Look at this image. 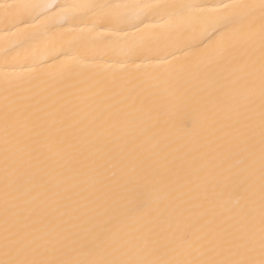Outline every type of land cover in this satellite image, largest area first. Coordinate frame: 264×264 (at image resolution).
Listing matches in <instances>:
<instances>
[{
  "label": "snow or ice",
  "instance_id": "1",
  "mask_svg": "<svg viewBox=\"0 0 264 264\" xmlns=\"http://www.w3.org/2000/svg\"><path fill=\"white\" fill-rule=\"evenodd\" d=\"M81 16L166 53L163 77L85 86L71 39L26 82L7 71ZM0 24L21 37L0 81V264H264V0H0Z\"/></svg>",
  "mask_w": 264,
  "mask_h": 264
},
{
  "label": "bare ground",
  "instance_id": "2",
  "mask_svg": "<svg viewBox=\"0 0 264 264\" xmlns=\"http://www.w3.org/2000/svg\"><path fill=\"white\" fill-rule=\"evenodd\" d=\"M13 2V0H8ZM19 2H32L40 4H66V3H119V4H182L197 3L207 6L211 11L220 3L235 2V0H19ZM92 19L89 16H81L73 22L71 35L57 37L55 40H43L34 42L31 46L20 49L21 56L18 62L11 64L7 71L26 82L33 75L31 69L38 64L46 67L43 61L48 59L53 53V49H58L67 40L74 41V47L81 58V63L77 65L73 76L75 80L85 82V86L98 84L102 87H111L115 90L121 88H135L140 91L155 83L157 78H162L165 73L166 64L156 58L164 56L166 53L160 51L153 52L150 56L134 53L137 48L140 36L133 37L131 34L112 32L92 27ZM83 30V31H81ZM145 36L155 35L160 37L153 44L154 48H164L171 45L169 50L175 47L172 40L167 38L166 30L154 23V26ZM21 37H12L5 34L4 25L0 24V81L3 79L5 71L3 63V52L6 47L13 46ZM172 60L173 57H168ZM34 61L36 64H34Z\"/></svg>",
  "mask_w": 264,
  "mask_h": 264
}]
</instances>
